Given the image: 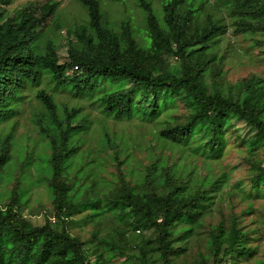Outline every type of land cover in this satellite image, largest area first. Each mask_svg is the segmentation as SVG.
<instances>
[{"label":"trees","instance_id":"obj_1","mask_svg":"<svg viewBox=\"0 0 264 264\" xmlns=\"http://www.w3.org/2000/svg\"><path fill=\"white\" fill-rule=\"evenodd\" d=\"M16 1L0 0V126L21 113L24 89L39 87L41 78L48 73L55 89L70 88L76 95L89 97L97 93V103L116 119L141 113L144 119L154 120L165 107L159 91L168 88L172 93L182 92L193 111L184 123L162 131L161 135L181 144L188 143L197 131L204 132L208 139L203 147L211 158L220 157L224 132L228 125L238 121H246L256 130L248 143L251 151L264 147L263 80L256 75L244 79L242 91L247 97L241 102L219 91L210 92L204 79L215 60L207 50L223 30L211 14L207 13L204 24L199 21L206 0H161L163 20L151 0H137L146 16L147 39L143 45L135 39L128 22H123L121 34L116 33L104 16L100 0H77L88 14V21L78 31L86 46L71 45L70 59L64 63L51 40L47 41L44 52L39 50L40 37L49 20L58 14L61 0H26L13 12L9 11L8 6ZM219 2L237 17V33L264 32V0ZM172 55L181 63L177 70L169 68ZM74 65L79 71L67 75V69ZM110 84L117 86L116 89H109ZM35 97L39 107L35 109L33 122L52 151L53 214L35 219L22 216L20 198L13 194L6 207H0V264H100L87 257L86 242L72 235L68 228L74 215L98 208L89 199L76 203L77 194L72 192L66 173L71 158L80 150L79 135L89 129V119L80 107L64 105L61 110L55 95L47 89H39ZM15 127L5 135L0 133V167L10 158ZM255 168L258 171L253 182L260 189L264 185V167ZM150 175L151 170L146 179L152 181ZM159 180L163 181L162 177ZM184 186L142 194L136 193L122 177L121 194L112 207L120 212L130 208L138 224L134 229L143 226L155 229L156 236L145 244L150 246L149 250L160 252L163 264H172L174 240L190 236L203 215V202L209 200L206 190L190 193ZM97 214L92 212L91 217ZM182 224L190 226L184 227L183 234L177 237L175 232ZM247 240L248 234L236 225L226 231L221 223L212 234L214 264L223 263L227 256L249 255L252 249L247 246ZM144 248H140L142 258L149 252Z\"/></svg>","mask_w":264,"mask_h":264},{"label":"rangeland","instance_id":"obj_2","mask_svg":"<svg viewBox=\"0 0 264 264\" xmlns=\"http://www.w3.org/2000/svg\"><path fill=\"white\" fill-rule=\"evenodd\" d=\"M100 1L104 16L116 33L121 34L123 22H128L135 39L141 45L146 43V16L137 0ZM151 1L163 20L161 0ZM24 2L26 0L16 1L8 6L9 11L13 12ZM207 13L213 15L223 30L215 38L216 43L207 50L215 60L204 79L210 92L219 91L243 102L247 97L242 91L244 79L256 75L264 83V32L237 33V17L232 16L218 0L205 1L199 16L202 24L207 22ZM87 21V9L83 4L77 0H61L58 14L49 20L40 37L39 50L44 52L47 41L51 40L61 63L68 62L71 45L86 46L78 31ZM168 65L177 70L181 63L172 55ZM72 73L70 69L67 75ZM116 87L110 84L109 89ZM42 88L55 95L61 110L64 105L80 107L90 122L89 129L79 135L80 150L71 158L66 173L73 186L72 192L77 194L76 203L85 199L97 203L96 211L76 214L68 223L72 235L86 242V254L91 261L100 264H163L160 252L149 250L150 246L145 244L147 239L156 236L155 229L145 226L134 229L138 224L130 208L125 212L112 208L117 195L121 194L123 177L136 193L159 189L167 192L180 184L185 185L190 193L201 189L207 191L209 200L203 202L199 223L190 236L173 242L172 264H214L212 234L221 223L226 231L236 225L247 233V246L252 251L249 255L227 256L220 264H264V185L256 189L253 182L258 171L255 167H264V147L251 151L248 145L256 134L255 128L246 121L228 125L222 154L217 159L208 156L203 147L208 139L204 132L197 131L188 143L171 142L161 135L162 131L184 123L193 107L182 92L172 93L168 88L159 91L165 107L156 119L146 120L141 113L116 119L107 115L97 103V93L89 97L76 95L70 88L55 89L50 75L45 73L39 87L24 89L21 113L0 126V133L4 135L16 126L10 158L0 167L1 208H5L13 194H17L22 216L35 219L53 214L52 151L33 122V114L39 107L35 95ZM149 170L152 181L146 179ZM161 177L163 181L159 180ZM92 212L98 214L91 217ZM188 226L179 225L175 232L177 237ZM143 247L149 251L146 258H142L140 248Z\"/></svg>","mask_w":264,"mask_h":264},{"label":"clouds","instance_id":"obj_3","mask_svg":"<svg viewBox=\"0 0 264 264\" xmlns=\"http://www.w3.org/2000/svg\"><path fill=\"white\" fill-rule=\"evenodd\" d=\"M70 69H72L73 71H79V67L77 65H74L73 67H70L67 70L69 71Z\"/></svg>","mask_w":264,"mask_h":264}]
</instances>
